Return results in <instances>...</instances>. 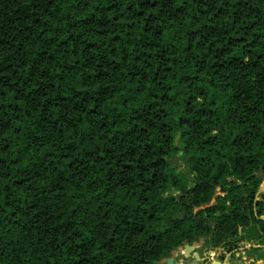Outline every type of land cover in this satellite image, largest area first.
Segmentation results:
<instances>
[{"label": "trees", "instance_id": "trees-1", "mask_svg": "<svg viewBox=\"0 0 264 264\" xmlns=\"http://www.w3.org/2000/svg\"><path fill=\"white\" fill-rule=\"evenodd\" d=\"M262 179L264 0H0V264L264 243Z\"/></svg>", "mask_w": 264, "mask_h": 264}, {"label": "rangeland", "instance_id": "rangeland-1", "mask_svg": "<svg viewBox=\"0 0 264 264\" xmlns=\"http://www.w3.org/2000/svg\"><path fill=\"white\" fill-rule=\"evenodd\" d=\"M180 144L179 138L176 136L173 142V152L169 157L168 161L170 162L173 173L181 175V178L185 179L187 184L191 183L192 175L188 168L182 162L181 152L178 150V145ZM260 191L264 190V185L259 183ZM170 193L178 192V188H173L170 186L168 188ZM223 192L215 187L214 194H222ZM209 202H213V197L209 200ZM238 237L239 239L236 241L233 247L229 250L226 247L219 245V246H211L208 244L205 239L206 236H199L193 242L194 249L198 251L200 254L204 255L202 262H198L197 264H208L209 259L216 257L221 261L223 264L229 263H246L248 264H264L261 262V259L264 258V246H251L256 247V249H250L247 247L249 243L259 244L261 241L253 234V232L246 230L245 228H238ZM181 248V245L177 246L170 255L172 257V261L170 263L165 262L164 260H159L156 264H180L182 261L183 263L188 260L189 257L187 256H177L174 251ZM213 252V254H212ZM208 253V254H207ZM215 258V259H216ZM213 260V259H212Z\"/></svg>", "mask_w": 264, "mask_h": 264}, {"label": "water", "instance_id": "water-1", "mask_svg": "<svg viewBox=\"0 0 264 264\" xmlns=\"http://www.w3.org/2000/svg\"><path fill=\"white\" fill-rule=\"evenodd\" d=\"M261 184L264 185V179H262ZM259 191H260V185L256 189L255 197H257V193ZM258 217L264 218V215H258ZM253 245L255 244L249 243L247 246H253ZM176 254L189 257L186 264H197L198 262H202L204 258V255L200 254L198 251L194 249V245L192 243H187V242L182 244L181 248L176 251ZM161 260H165V262L170 263L172 260V257L167 256L165 258H161L160 261ZM215 262L221 263L219 259H213V260L208 261V264H214Z\"/></svg>", "mask_w": 264, "mask_h": 264}, {"label": "crops", "instance_id": "crops-1", "mask_svg": "<svg viewBox=\"0 0 264 264\" xmlns=\"http://www.w3.org/2000/svg\"><path fill=\"white\" fill-rule=\"evenodd\" d=\"M253 244H255V243H253ZM261 245L264 246V243L255 244V245H253V246H261ZM247 247H250V246H247ZM215 258H216V257H213V258L209 259V261L212 260V259H215ZM216 259H217V258H216ZM261 262L264 263V258L261 259ZM229 264H234V263H229ZM236 264H248V262L246 261V263L244 262V263H236Z\"/></svg>", "mask_w": 264, "mask_h": 264}, {"label": "flooded vegetation", "instance_id": "flooded-vegetation-1", "mask_svg": "<svg viewBox=\"0 0 264 264\" xmlns=\"http://www.w3.org/2000/svg\"><path fill=\"white\" fill-rule=\"evenodd\" d=\"M260 215H263V214H260ZM181 246H182V245H181ZM178 250H179V249H178ZM176 251H177V250L174 251L175 254H176ZM171 254H172V252H171ZM171 254H170V255H171ZM170 255H169V256H170ZM176 255H177V254H176ZM177 256H180V255H177ZM182 256H184V255H182ZM164 261H165V260H164ZM171 261H172V260H171ZM186 262H187V260H186L184 263L181 261L180 264H186Z\"/></svg>", "mask_w": 264, "mask_h": 264}, {"label": "bare ground", "instance_id": "bare-ground-1", "mask_svg": "<svg viewBox=\"0 0 264 264\" xmlns=\"http://www.w3.org/2000/svg\"><path fill=\"white\" fill-rule=\"evenodd\" d=\"M214 264H223V263H218V262H215Z\"/></svg>", "mask_w": 264, "mask_h": 264}]
</instances>
